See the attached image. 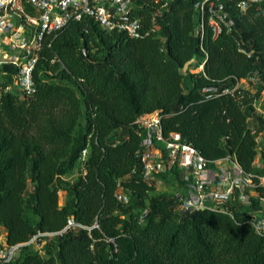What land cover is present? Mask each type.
I'll list each match as a JSON object with an SVG mask.
<instances>
[{
    "label": "trees",
    "instance_id": "trees-1",
    "mask_svg": "<svg viewBox=\"0 0 264 264\" xmlns=\"http://www.w3.org/2000/svg\"><path fill=\"white\" fill-rule=\"evenodd\" d=\"M198 1L136 0L133 16L157 30L140 39L89 17L70 23L40 54L34 97L6 91L13 77H0V226L22 245L11 264H264V227L255 226L264 188L245 207L237 193L220 209L182 213L174 194L143 180L136 158L138 123L158 111L164 134L180 133L213 166L234 155L247 173L264 175L249 123L264 90V5L242 14L239 0L228 1L235 28L214 38L209 27L197 35ZM256 71L258 85L207 98L206 89L233 88ZM254 118L264 131V118ZM75 171L73 182L64 179ZM170 174L181 187L177 169L161 178ZM71 220L78 226L45 237L42 250L28 244Z\"/></svg>",
    "mask_w": 264,
    "mask_h": 264
},
{
    "label": "built area",
    "instance_id": "built-area-1",
    "mask_svg": "<svg viewBox=\"0 0 264 264\" xmlns=\"http://www.w3.org/2000/svg\"><path fill=\"white\" fill-rule=\"evenodd\" d=\"M230 0H200L195 8L200 16L197 35L203 36L205 28L213 31L214 38L223 32L231 33L235 21L228 6ZM233 1V0H231ZM136 0H0V77L12 75L13 84L6 91L22 93V98L34 97L37 93L35 71L48 38L61 32L72 22L92 18L107 32H123L131 39H140L156 34V28L145 29L142 21L133 16ZM252 5H264V0H239L234 5L245 14ZM239 52L252 57L253 52L238 42ZM84 55L87 51L83 49ZM205 60L199 68L203 71ZM9 68V69H7ZM13 70V72L11 71ZM261 81V73L254 72L242 79L233 88L220 91L216 87L206 89L207 98L222 94L234 95L239 89H250ZM254 116L264 118V90L253 101ZM251 116L249 120L254 119ZM160 112L145 115L138 123L139 135L143 137L136 158L142 166L143 180L148 184L160 183L163 175L174 169L180 172L181 189L174 194L176 209L182 213L217 210L232 202L238 193L241 205H251L252 196L264 188V175L247 173L234 155L216 162L213 166L192 144L184 141L180 133L165 135ZM256 135L259 153H264V132L252 128ZM89 155L86 148L80 157L81 166ZM257 165V164H256ZM117 198L127 203L129 198L119 190ZM252 213H255L253 211ZM257 214V213H255ZM143 219V217H142ZM78 225L71 220L61 231L39 233L28 244H36L42 250L45 237L62 236ZM260 233L262 221L256 225ZM20 244H10L7 234L0 231V264H11L17 257Z\"/></svg>",
    "mask_w": 264,
    "mask_h": 264
},
{
    "label": "rangeland",
    "instance_id": "rangeland-1",
    "mask_svg": "<svg viewBox=\"0 0 264 264\" xmlns=\"http://www.w3.org/2000/svg\"><path fill=\"white\" fill-rule=\"evenodd\" d=\"M198 72H199V70H198ZM20 95L23 96L22 93ZM249 123H250L252 128L254 127L257 129L260 127V129L261 128L263 129V126L259 123V121H257L256 118L249 120ZM262 129L260 130V132L263 133L264 131H262ZM258 161L256 162L257 166L264 168V160H261L259 162ZM77 177H78V173L75 171L72 174L66 176L64 179H66L67 181L73 182ZM180 188L181 187H180L178 178L174 174L168 175L167 177L162 179V181H160V183L157 184V192L158 193H168L171 196L173 194H175L176 192H178ZM65 195H66V193L64 192V190H60V192H59V204H62V202L65 200V197L67 196V195L66 196ZM243 206L245 207L247 205H243ZM260 212L264 216V201L263 200L261 201Z\"/></svg>",
    "mask_w": 264,
    "mask_h": 264
},
{
    "label": "crops",
    "instance_id": "crops-1",
    "mask_svg": "<svg viewBox=\"0 0 264 264\" xmlns=\"http://www.w3.org/2000/svg\"><path fill=\"white\" fill-rule=\"evenodd\" d=\"M258 160H259V161L264 160L263 157H262V155H261V158H259ZM258 160H257V161H258ZM259 161H258V162H259ZM64 192H65V191H64ZM65 193H66V195H67V192H65ZM66 195H65V196H66ZM67 200H68V195L65 197V200L62 202V204H59L60 208H63V207L66 205ZM0 231H1L3 234L6 235V229H5L4 226H2V225L0 226Z\"/></svg>",
    "mask_w": 264,
    "mask_h": 264
}]
</instances>
